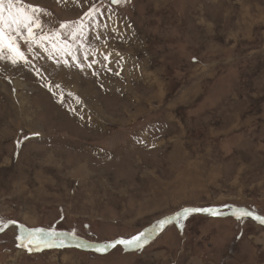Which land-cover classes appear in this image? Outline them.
I'll return each instance as SVG.
<instances>
[{"label": "rangeland", "instance_id": "rangeland-1", "mask_svg": "<svg viewBox=\"0 0 264 264\" xmlns=\"http://www.w3.org/2000/svg\"><path fill=\"white\" fill-rule=\"evenodd\" d=\"M24 2L57 27L111 9L87 45L112 72L0 61V264H264V224L233 215L264 217V0ZM208 207L139 250L19 246L20 225L110 244Z\"/></svg>", "mask_w": 264, "mask_h": 264}, {"label": "snow or ice", "instance_id": "snow-or-ice-1", "mask_svg": "<svg viewBox=\"0 0 264 264\" xmlns=\"http://www.w3.org/2000/svg\"><path fill=\"white\" fill-rule=\"evenodd\" d=\"M103 0H101L102 4ZM127 0H110L111 5H120ZM113 13L111 9L107 11L101 10V7L92 4L90 8L84 12L83 16L75 21H63L57 26H49V22L44 19L45 16H51V13L38 6L25 3L24 0H0V61L10 62L13 66L23 64L28 66L31 60L28 58V53H33L39 57L36 49H42L49 59L55 60L57 64L63 61L64 66L71 67L67 57H71V61L81 71L85 68V63L81 62L79 53L83 52V60L87 62V67L93 69V65L105 69L107 72H112L108 64L112 63V52H102V60L93 59L89 61V55L96 57L99 49L87 45L88 34L91 30L94 32V39H100L99 29L103 28L107 32L108 25L105 20L103 23L99 18L107 16L111 19ZM111 31L116 32L113 27ZM27 46L25 51L21 44ZM107 45V39L102 41ZM119 64V60L116 62ZM122 70V69H121ZM41 73L37 70V75ZM119 75V72L115 73ZM93 75H99V71L93 69ZM51 91L53 86L46 85ZM60 85H55L59 88ZM79 103V98H77ZM20 141H18V144ZM193 213H208L210 215H219L217 208H184L182 212L175 216L168 217L159 221L155 227L146 232H141L139 235L133 236L130 239L119 238L110 244H103L96 248L98 252H104L109 247L123 245L126 249H142L152 236L159 230H162L165 225L171 224L173 221L180 222ZM233 215L239 220L244 217L253 216V213L243 209H234ZM254 218L264 224V217L256 215ZM14 220H5L0 217V232H3L11 224H15ZM183 228V224H180ZM21 235L20 247L27 248L28 251L42 250L43 248L64 247L65 234L58 232L55 229H24L20 226ZM75 236V233H72Z\"/></svg>", "mask_w": 264, "mask_h": 264}, {"label": "water", "instance_id": "water-1", "mask_svg": "<svg viewBox=\"0 0 264 264\" xmlns=\"http://www.w3.org/2000/svg\"><path fill=\"white\" fill-rule=\"evenodd\" d=\"M235 209H238V208H235ZM250 212H251V211H250ZM252 213H253V216H250V217H253V218H254V216L258 215V214L254 213V212H252ZM20 226H21V225H20ZM166 226H167V225H165V227H166ZM23 227H24V229H28V228H26L24 225H23ZM165 227H164V228H165ZM164 228H163V229H164ZM163 229H162V230H163ZM162 230H159V231H158V234L161 233ZM154 238H156V234L152 236V238L148 241V243H149L150 241H152ZM100 245H103V244L93 243V242H89V241L81 242L79 245H75V244H65L66 247L79 246V248H83V249H87V250H95V251H96V248H97L98 246H100ZM65 246H64V247H65ZM112 248H114V247H109L106 251H104V252H102V253L108 252V251L111 250Z\"/></svg>", "mask_w": 264, "mask_h": 264}]
</instances>
